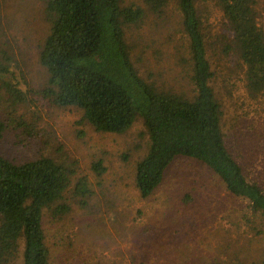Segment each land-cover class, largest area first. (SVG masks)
<instances>
[{
  "label": "rangeland",
  "instance_id": "374dc122",
  "mask_svg": "<svg viewBox=\"0 0 264 264\" xmlns=\"http://www.w3.org/2000/svg\"><path fill=\"white\" fill-rule=\"evenodd\" d=\"M122 2L145 7L143 0ZM201 6L207 42L213 44L228 27L214 0ZM254 8L264 29V0H255ZM155 17L147 13L140 27L126 30L134 56L140 57L139 74L163 89L186 91L190 85L182 58L187 42L175 0L163 18ZM47 31L40 0H0V45L10 49L29 91L17 113L35 129L31 138L21 129L6 131L0 155L18 164L40 157L75 164L77 175H87L93 191L85 208L68 190L59 202L69 207L65 215L44 210L49 264H262L264 218L252 216L247 201L228 193L204 165L175 158L162 184L141 198L134 183L135 165L147 151L141 121L123 134L99 133L78 109L51 105L38 95L46 80L38 43ZM212 44L211 86L223 108L226 147L247 180L264 190V94L250 98L242 71H236L237 60L223 54L218 42ZM95 161L106 169L100 180L89 169ZM187 194L191 201L184 203ZM15 264H21V257Z\"/></svg>",
  "mask_w": 264,
  "mask_h": 264
},
{
  "label": "trees",
  "instance_id": "16d2710c",
  "mask_svg": "<svg viewBox=\"0 0 264 264\" xmlns=\"http://www.w3.org/2000/svg\"><path fill=\"white\" fill-rule=\"evenodd\" d=\"M40 1L48 31L38 43V63L46 74L38 95L51 105L78 109L99 133L123 134L139 119L147 136V151L135 165L141 198L152 195L173 160L183 157L204 165L228 193L247 201L252 216L264 218V190L247 180L225 144L223 108L211 86L212 43L201 6L207 0H175L187 42L182 62L190 85L180 93L143 79L140 57L126 40L128 28L140 27L147 13L160 20L172 0H143L145 7L122 0ZM214 1L228 29L213 44L237 60L248 96L259 97L264 94V29L257 22L255 0ZM14 67L17 73L10 49L1 44L0 140L6 131L18 129L27 138L35 135L33 124L17 113L29 91ZM89 169L97 180L106 171L101 161ZM68 190L82 208L93 193L88 176L77 175L75 164L50 157L18 164L0 155V264H15L20 257L21 264H49L42 215L44 210L65 215L69 207L59 202ZM190 201L187 194L183 202Z\"/></svg>",
  "mask_w": 264,
  "mask_h": 264
}]
</instances>
